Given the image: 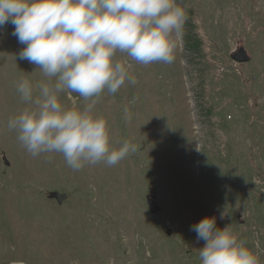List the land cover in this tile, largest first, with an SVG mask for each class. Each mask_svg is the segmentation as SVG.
<instances>
[{
	"label": "rangeland",
	"instance_id": "1",
	"mask_svg": "<svg viewBox=\"0 0 264 264\" xmlns=\"http://www.w3.org/2000/svg\"><path fill=\"white\" fill-rule=\"evenodd\" d=\"M177 3L192 11L201 48L182 37L171 64L147 66L116 53L136 83L102 93L93 114L113 147L137 150L80 171L61 154L31 157L7 128L34 107L17 81L46 78L19 59L14 26L0 28V264H201L204 241L190 229L204 217L264 264V0ZM241 49L248 63L233 59ZM59 101L90 103L67 90Z\"/></svg>",
	"mask_w": 264,
	"mask_h": 264
},
{
	"label": "clouds",
	"instance_id": "2",
	"mask_svg": "<svg viewBox=\"0 0 264 264\" xmlns=\"http://www.w3.org/2000/svg\"><path fill=\"white\" fill-rule=\"evenodd\" d=\"M186 20L177 0H0V28L14 26L12 35L24 45L19 59L46 78L17 81V93L34 107L9 118L7 128L33 158L61 154L74 171L117 165L136 146L124 141L113 147L106 120L93 114L102 93L136 83L131 65L117 61L116 53L145 66L171 64ZM66 90L90 103L83 110L65 108L59 94ZM190 230L204 241L201 264H260L246 242L228 226L218 227L215 217Z\"/></svg>",
	"mask_w": 264,
	"mask_h": 264
},
{
	"label": "trees",
	"instance_id": "3",
	"mask_svg": "<svg viewBox=\"0 0 264 264\" xmlns=\"http://www.w3.org/2000/svg\"><path fill=\"white\" fill-rule=\"evenodd\" d=\"M186 14H187V20H186L185 24H187L189 27V31H188L189 37L187 38L186 36L183 35L184 45L186 46L187 44H189V38L191 36V39L196 41L195 48L199 50L201 48L202 44H201L200 40L198 39V36L196 35L195 31H194L195 27L191 21L192 17H193V13H192V11L186 10Z\"/></svg>",
	"mask_w": 264,
	"mask_h": 264
},
{
	"label": "water",
	"instance_id": "4",
	"mask_svg": "<svg viewBox=\"0 0 264 264\" xmlns=\"http://www.w3.org/2000/svg\"><path fill=\"white\" fill-rule=\"evenodd\" d=\"M233 59L238 63H248L250 61V58L247 54V52L244 49H241L239 52L235 53L233 55ZM158 208H153V213L158 212Z\"/></svg>",
	"mask_w": 264,
	"mask_h": 264
}]
</instances>
